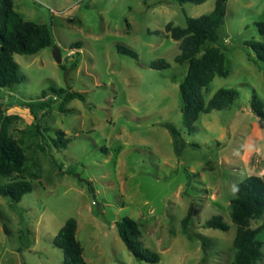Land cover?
<instances>
[{
	"label": "rangeland",
	"instance_id": "rangeland-1",
	"mask_svg": "<svg viewBox=\"0 0 264 264\" xmlns=\"http://www.w3.org/2000/svg\"><path fill=\"white\" fill-rule=\"evenodd\" d=\"M23 20L51 27L53 44L35 55L15 54L20 82L0 88L5 114L15 116L9 132L27 157L32 191L14 203L0 196V264H62L53 239L68 218L88 264H230L236 226L229 202L249 173L240 167L252 126L253 93L264 106V62L250 43L264 41V0H227L216 42L224 46L227 77L215 76L204 90L207 102L220 88L239 98L226 110L200 114L188 133L180 111L179 84L186 72L175 62L178 42L165 26L186 27L214 8L173 0H12ZM79 43L80 49H71ZM132 49L137 58L121 54ZM61 64L53 59V47ZM73 51V53H72ZM164 59L166 69L150 63ZM77 66L74 67V62ZM63 88L81 98L64 101L50 92ZM45 96L42 97V93ZM43 103L33 117L26 103ZM179 132L178 152L169 132ZM56 131L69 143L55 147ZM254 148L264 157V135ZM251 160L249 170L259 169ZM8 182L0 179V185ZM88 183L92 190H89ZM192 206L190 236L181 220ZM221 216L228 231L204 228ZM136 221L141 241L159 254L157 263L137 260L120 239L115 223ZM264 223V215L250 222ZM21 238V239H20ZM264 243V229L258 234ZM262 259L264 264V244Z\"/></svg>",
	"mask_w": 264,
	"mask_h": 264
},
{
	"label": "trees",
	"instance_id": "trees-1",
	"mask_svg": "<svg viewBox=\"0 0 264 264\" xmlns=\"http://www.w3.org/2000/svg\"><path fill=\"white\" fill-rule=\"evenodd\" d=\"M179 4H203L207 0H173ZM227 0H215L214 8L208 14L197 18H186V27L182 28L168 23L166 33L178 42L179 54L175 62L185 67L186 72L179 84L180 111L182 121L188 133L195 131V122L200 114L212 111L226 110L233 106L239 98L235 89L220 88L206 102L204 90L215 76L227 77V58L224 46L217 44L218 29L224 23ZM257 30L264 36V23H256ZM53 44L51 27L47 24H36L23 20L14 9L12 0H0V88L11 89L20 82L18 65L14 61L15 54L31 56ZM254 52V60L264 62V41L250 43ZM80 44L71 45V49H80ZM121 54L137 58V54L130 48L117 46ZM74 62V67L77 66ZM154 69H166L170 64L164 59L150 63ZM54 96L70 101L81 98L82 95L63 88H50ZM45 92L42 93V97ZM31 114L37 119L35 110L43 103L32 101L26 103ZM251 112L264 121V106L256 94L250 100ZM6 109L0 103V179L8 182L0 185V196L8 198L14 203L21 201L22 197L32 191L31 179L36 175L28 170L27 157L21 141L12 137L9 132L11 122L15 116L5 114ZM172 137L175 151L178 152L183 143L178 130L170 123L162 125ZM55 147L61 143H69L64 139L62 131H56ZM89 190H92L88 183ZM264 215V176L249 175L236 185L235 195L229 202V216L236 226L232 241L234 250L230 264H256L262 259L263 242L258 234L264 229V223L256 228L250 227L252 220L260 219ZM194 222L193 208H188L187 214L181 220V233L190 236ZM117 233L125 247L139 261L157 263L159 254L147 248L141 241V231L138 223L130 218H122L115 223ZM204 228L228 231L221 216H213L203 224ZM77 222L68 218L58 230L53 239L56 247L63 253L62 264H88L83 258V249L76 239ZM21 239V238H20Z\"/></svg>",
	"mask_w": 264,
	"mask_h": 264
},
{
	"label": "crops",
	"instance_id": "crops-1",
	"mask_svg": "<svg viewBox=\"0 0 264 264\" xmlns=\"http://www.w3.org/2000/svg\"><path fill=\"white\" fill-rule=\"evenodd\" d=\"M14 9H15V6H14ZM263 135H264V122H262V125L259 122H255L252 126V132L249 134V137L247 138L244 147H241V150H240L241 155H240L239 160L241 162V166L236 167V166L231 165L232 170L234 167V170H237L239 172L241 169L246 167L245 170L249 173V175H258L261 177L264 176V157L260 156L257 150L254 148L255 141L261 139ZM253 159L256 162L255 166L259 168L257 172H255L254 169L249 170L247 168L250 164V161Z\"/></svg>",
	"mask_w": 264,
	"mask_h": 264
},
{
	"label": "water",
	"instance_id": "water-1",
	"mask_svg": "<svg viewBox=\"0 0 264 264\" xmlns=\"http://www.w3.org/2000/svg\"><path fill=\"white\" fill-rule=\"evenodd\" d=\"M226 1V0H224ZM53 59L56 61L57 64H61V54L60 50L57 46L53 47V53H52Z\"/></svg>",
	"mask_w": 264,
	"mask_h": 264
},
{
	"label": "built area",
	"instance_id": "built-area-1",
	"mask_svg": "<svg viewBox=\"0 0 264 264\" xmlns=\"http://www.w3.org/2000/svg\"><path fill=\"white\" fill-rule=\"evenodd\" d=\"M72 53H73V51H72Z\"/></svg>",
	"mask_w": 264,
	"mask_h": 264
}]
</instances>
